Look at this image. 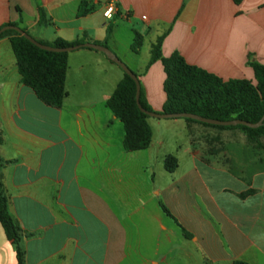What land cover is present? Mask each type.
Wrapping results in <instances>:
<instances>
[{
    "label": "crops",
    "instance_id": "obj_1",
    "mask_svg": "<svg viewBox=\"0 0 264 264\" xmlns=\"http://www.w3.org/2000/svg\"><path fill=\"white\" fill-rule=\"evenodd\" d=\"M81 2L0 0V28L18 24L48 44L101 45L120 60L121 47L134 56L147 48L134 74L157 114L167 75L161 61L149 63L162 37L164 58L178 53L225 82L255 84L250 64L264 66V0H90L92 12L80 17ZM110 2L117 10L107 20ZM136 35L143 43L134 53ZM68 65V96L49 107L22 84L10 38L0 39L1 173L25 264H264V138L148 121L151 147L127 153L124 125L107 107L124 71L90 49L70 53ZM168 126L189 131L176 155ZM168 156L178 160L174 173ZM0 264H18L1 224Z\"/></svg>",
    "mask_w": 264,
    "mask_h": 264
},
{
    "label": "trees",
    "instance_id": "obj_2",
    "mask_svg": "<svg viewBox=\"0 0 264 264\" xmlns=\"http://www.w3.org/2000/svg\"><path fill=\"white\" fill-rule=\"evenodd\" d=\"M243 0H236L240 3ZM92 12L90 0H82L80 5V17ZM40 23L46 22L43 10H40ZM7 26L19 27L18 24ZM1 27L0 30L7 27ZM10 38L14 54L17 59L18 71L21 82L30 88L45 105L53 108H61L68 94L66 92V77L68 73V59L70 53H55L40 49L16 31H7L0 39ZM160 38L152 50V58L149 67L161 61L167 79L164 90L167 101L162 114H192L206 119L218 121L241 120L251 124H258L264 117V66L251 63L255 74V84L248 80L223 81L219 77L210 74L198 67L192 66L178 53L169 58L162 56V43ZM40 44L65 49L82 45L83 42L67 43L58 40L54 44L38 41ZM143 39L136 35L132 51L137 53L142 47ZM136 82L127 74L118 85L107 107L114 116L124 125V150L127 153H135L149 149L153 141V131L149 125V116L143 113L137 104ZM140 104L148 112H153L146 102L143 90H141ZM188 122L198 123L204 126L221 130L240 129L248 138L259 144L264 138V126L258 129H250L244 126L218 127L199 123L190 119ZM260 145V144H259ZM264 149L263 146L260 145ZM5 163L0 156V224L2 225L8 240L16 247L18 264H25V251L22 247L23 233L18 223L12 218L8 210V198L3 185L1 173ZM165 168L174 173L178 168V160L174 156H168L165 160ZM164 212L173 218L168 209L162 206ZM185 236L189 235L184 230ZM235 264H248L235 262Z\"/></svg>",
    "mask_w": 264,
    "mask_h": 264
},
{
    "label": "water",
    "instance_id": "obj_3",
    "mask_svg": "<svg viewBox=\"0 0 264 264\" xmlns=\"http://www.w3.org/2000/svg\"><path fill=\"white\" fill-rule=\"evenodd\" d=\"M7 31H16L18 34H20L22 37H25L27 40H29L31 43L39 47L40 49L48 52H55V53H73L75 51H79L82 49H90L94 50L100 53H103L111 62L115 63L118 65L125 74L130 76L137 85V104L140 108V110L148 115L150 118H155V119H160V120H171V119H190L199 123L211 125V126H218V127H237V126H244L250 129H258L264 126V117L263 119L258 123V124H251L245 121L241 120H234V121H218V120H212V119H206L197 115H192V114H157V113H152L144 110L140 104V96H141V84L139 81V78L130 70V68L123 63L109 48L101 46V45H96V44H91V43H85L82 45H78L75 47H70V48H65V49H58V48H53L49 46H45L40 44L36 39H34L31 35L26 33L24 30H22L19 27H14V26H7L0 30V36L7 32Z\"/></svg>",
    "mask_w": 264,
    "mask_h": 264
},
{
    "label": "rangeland",
    "instance_id": "obj_4",
    "mask_svg": "<svg viewBox=\"0 0 264 264\" xmlns=\"http://www.w3.org/2000/svg\"><path fill=\"white\" fill-rule=\"evenodd\" d=\"M121 35L122 37H124V31H121ZM126 34V33H125ZM125 40H126V35H125ZM127 49L124 47H121V52L120 55L122 56L121 60L123 61V63H125L126 65L128 64V67L130 68V70L132 72H138L139 69L144 68L148 58H149V53H148V49L145 48L142 50V53L139 56H134L131 53L126 54ZM135 60V62H133V60ZM154 113V112H152ZM150 123H152V125L154 126L156 123H163V125H168V123H173L170 122L172 120H163V121H158L155 120L153 118H149L148 120ZM177 121H181V125H184L183 123H190V124H196V125H201L198 123H193V122H188L185 119H178ZM202 127H206L208 129H214L217 131H227V130H221V129H217V128H212V127H208V126H204L201 125ZM165 128V127H164ZM165 136L167 138V140L169 141V150L171 154L176 155L177 152H181L179 151V146L182 145H189V131H187L185 128L180 127V128H174V127H169L165 128ZM156 135L158 137V133L156 131ZM263 139V138H262ZM181 154V153H180Z\"/></svg>",
    "mask_w": 264,
    "mask_h": 264
},
{
    "label": "built area",
    "instance_id": "obj_5",
    "mask_svg": "<svg viewBox=\"0 0 264 264\" xmlns=\"http://www.w3.org/2000/svg\"><path fill=\"white\" fill-rule=\"evenodd\" d=\"M116 6L114 3L110 2L107 4L106 6V10L104 12V17L107 19V20H112L115 13H116ZM145 19V18H144Z\"/></svg>",
    "mask_w": 264,
    "mask_h": 264
}]
</instances>
